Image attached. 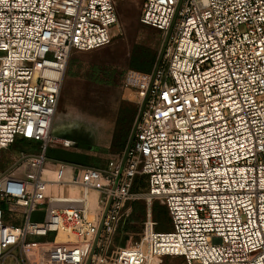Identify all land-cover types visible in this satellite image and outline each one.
Masks as SVG:
<instances>
[{"label":"built area","instance_id":"1","mask_svg":"<svg viewBox=\"0 0 264 264\" xmlns=\"http://www.w3.org/2000/svg\"><path fill=\"white\" fill-rule=\"evenodd\" d=\"M117 1L0 0V164L19 138L40 145L0 173V264L50 256L46 241L62 232L75 239L60 244L64 264H86L92 248L88 264L111 254L115 264H264V0H143L140 22L161 32L162 49L147 80L127 79L145 98L129 149L102 168L47 158L78 148L53 134L62 81L73 52L110 44ZM140 176L172 228L157 232L149 208L122 249L115 238ZM52 182L81 194L48 197ZM90 190L104 210L111 199L104 218L89 217Z\"/></svg>","mask_w":264,"mask_h":264},{"label":"rangeland","instance_id":"2","mask_svg":"<svg viewBox=\"0 0 264 264\" xmlns=\"http://www.w3.org/2000/svg\"><path fill=\"white\" fill-rule=\"evenodd\" d=\"M142 2L143 0H118V21L116 27L112 29L110 44L91 51H75L71 54L62 81L53 133L76 141L78 148L65 150L52 147L47 151L48 159L56 160L50 157L52 155L74 161L80 166L102 168L117 157L115 151L122 141L127 146L145 99L140 96L141 88L136 84H128L127 79L131 74H135L139 82L147 80V76L151 74L161 57L162 49L161 32L140 22ZM134 59H139L138 66L146 71L134 68L132 66ZM59 121L60 125L57 124ZM39 146L34 141L19 138L10 148L2 150L0 173L9 170L24 156L38 155ZM46 166H49V163ZM16 168L19 169L15 174L20 178L24 177L25 165L21 163ZM49 187L50 185L47 186L48 197L62 195L59 194L62 193L60 191L59 193L48 191ZM147 188L145 176L134 180L131 190L140 198L128 203L122 218L119 235L115 238V242L120 244L122 249L130 247L139 239L143 230L142 222L149 208L157 222L155 226L157 232H166L172 228L163 202L154 200L150 206L146 201ZM65 189L66 196H72L70 195L72 192ZM88 193L89 197L92 198L94 195L97 198L93 204H98L93 206L89 198V217L93 219L95 216L97 219L104 210L102 198L93 190ZM80 194L79 192L73 196L77 197ZM11 219L13 222L15 216ZM22 221L23 219L18 221L19 224H22ZM60 234L68 237L66 239L68 244L75 242L71 234L64 232ZM54 241L55 235L46 241V244L51 245L49 248L52 254L43 261L39 259L38 262L30 258L32 264H64L60 258L62 247L56 243L52 246ZM41 255L44 256V252H38L37 256ZM110 259L108 264H115L114 254L110 255ZM153 263L185 264V261L181 257L168 256L160 261L156 259Z\"/></svg>","mask_w":264,"mask_h":264},{"label":"bare ground","instance_id":"3","mask_svg":"<svg viewBox=\"0 0 264 264\" xmlns=\"http://www.w3.org/2000/svg\"><path fill=\"white\" fill-rule=\"evenodd\" d=\"M135 74H133V76H134ZM136 82V79L134 78V80H132V83H135ZM141 95H144V93L142 92L141 93ZM44 175H45V177H46V179H47V181H49V182H51V181H53L54 179H55V168L54 167H50V168H47V169H45V171H44ZM50 185V187H49V189H48V191H50V190H52V191H56L57 193H59V190H58V188L59 187H65L63 184H56V183H50L49 184ZM69 190L70 191H72V196L73 195H76L77 193H79V187H76V186H71L70 188H69ZM78 190V191H77ZM94 191V190H93ZM94 192H96V193H98L97 191H94ZM59 194H62V193H59ZM99 194V193H98ZM88 195H89V193H88ZM90 198V202H91V204L93 205V202H95V200H96V197L94 196V195H92V198L91 197H89ZM69 236H71V235H69ZM68 237L66 236V235H62V234H60L59 236H58V239H57V242H56V244H61V242H63V241H65L66 239H67ZM41 251L40 252H44V248H41L40 249ZM52 253H50V255H51ZM44 256H40V257H37L36 258V261L38 262V260L40 259V261L42 260H44ZM51 258V260L53 259L52 257H50ZM156 260V259H155ZM154 260V261H155ZM53 261V260H52ZM153 261V262H154Z\"/></svg>","mask_w":264,"mask_h":264},{"label":"water","instance_id":"4","mask_svg":"<svg viewBox=\"0 0 264 264\" xmlns=\"http://www.w3.org/2000/svg\"><path fill=\"white\" fill-rule=\"evenodd\" d=\"M144 103H145V101L143 102V105H144ZM143 105H142V107H141V110H142V108H143ZM141 110H140V113H139L138 118H137V120H136V123H137L138 120H139V117H140V114H141ZM53 134H54V133H53ZM134 134H135V128L133 129L132 134H131V136H130V139H129V141H128V144H127V146H126V151L129 149V147H130V145H131V143H132V140H133V138H134ZM54 135H55V134H54ZM125 159H126V154H125V156H124L122 166L124 165ZM110 202H111V199H109L108 202H107V204H106V207H105V210H104V214H103V218H104V216H105V214H106V212H107V210H108V208H109ZM100 230H101V224H100V226H99V230H98V233H97V235H96L95 241H96V239H97V237H98V235H99V233H100ZM95 241H94V243H95ZM92 252H93V248H92V250H91V253H90V255H89V258H88L86 264L89 263V259H90V257H91Z\"/></svg>","mask_w":264,"mask_h":264},{"label":"trees","instance_id":"5","mask_svg":"<svg viewBox=\"0 0 264 264\" xmlns=\"http://www.w3.org/2000/svg\"><path fill=\"white\" fill-rule=\"evenodd\" d=\"M139 62V59H134L133 61H132V66L134 67V68H137V69H141V70H145L146 71V69H142V68H140L139 66H138V62ZM140 64V63H139ZM118 123V122H117ZM117 126V125H116ZM19 140V139H18ZM18 140H16V142L18 141ZM118 149L115 151V153H120V152H122V151H124L125 150V148H126V144L122 141L118 146ZM51 155V154H50ZM51 158H53V159H56V160H58V161H62V162H66V163H74V164H76L74 161H69V160H67V159H64V158H57V157H54V156H50Z\"/></svg>","mask_w":264,"mask_h":264},{"label":"crops","instance_id":"6","mask_svg":"<svg viewBox=\"0 0 264 264\" xmlns=\"http://www.w3.org/2000/svg\"><path fill=\"white\" fill-rule=\"evenodd\" d=\"M60 123H61V121H59V122H57V124H59L60 125ZM58 125V127H60ZM65 188H61V187H59L58 188V190L60 191V192H62V193H64L66 190H64ZM78 191V190H77ZM70 192H72V191H70ZM96 201H97V198H96V200H95V202L94 203H96ZM98 203H99V201H98ZM96 205H98V204H93V206H96ZM100 206V205H99ZM12 219L11 218H7V221L8 222H10Z\"/></svg>","mask_w":264,"mask_h":264}]
</instances>
